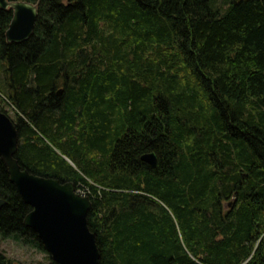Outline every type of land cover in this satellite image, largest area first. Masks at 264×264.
Segmentation results:
<instances>
[{
	"label": "trees",
	"instance_id": "obj_1",
	"mask_svg": "<svg viewBox=\"0 0 264 264\" xmlns=\"http://www.w3.org/2000/svg\"><path fill=\"white\" fill-rule=\"evenodd\" d=\"M8 1L38 6L21 44L0 9L17 159L83 185L100 264H264V0ZM0 198V237L46 254L1 157Z\"/></svg>",
	"mask_w": 264,
	"mask_h": 264
},
{
	"label": "water",
	"instance_id": "obj_2",
	"mask_svg": "<svg viewBox=\"0 0 264 264\" xmlns=\"http://www.w3.org/2000/svg\"><path fill=\"white\" fill-rule=\"evenodd\" d=\"M0 9L13 13L5 34L7 43L21 44L33 36L38 18L37 5L0 0ZM62 91L59 90V96ZM19 140L15 122L0 110V157L7 166L11 183L32 209L24 220L25 226L37 234L55 264H100L97 238L88 224L92 208L90 198L79 194L72 182L61 183L23 169L17 159ZM142 161L153 168L157 166L155 153L144 155ZM5 205L7 201L0 198V210Z\"/></svg>",
	"mask_w": 264,
	"mask_h": 264
},
{
	"label": "rangeland",
	"instance_id": "obj_3",
	"mask_svg": "<svg viewBox=\"0 0 264 264\" xmlns=\"http://www.w3.org/2000/svg\"><path fill=\"white\" fill-rule=\"evenodd\" d=\"M4 78H6L4 72H0V81L4 80ZM0 108H3L13 121L15 120V112L12 106L8 105L6 101L2 102L1 98ZM231 203L232 201H229L225 204L226 210L232 206ZM0 253H4L12 264H52L47 253L45 254L30 246H24L13 238L5 239L0 237Z\"/></svg>",
	"mask_w": 264,
	"mask_h": 264
},
{
	"label": "built area",
	"instance_id": "obj_4",
	"mask_svg": "<svg viewBox=\"0 0 264 264\" xmlns=\"http://www.w3.org/2000/svg\"><path fill=\"white\" fill-rule=\"evenodd\" d=\"M79 194H81L82 196H87L88 192L84 191L83 188H81L80 190H78Z\"/></svg>",
	"mask_w": 264,
	"mask_h": 264
},
{
	"label": "flooded vegetation",
	"instance_id": "obj_5",
	"mask_svg": "<svg viewBox=\"0 0 264 264\" xmlns=\"http://www.w3.org/2000/svg\"><path fill=\"white\" fill-rule=\"evenodd\" d=\"M76 187H77V191H78V190H80L83 186H82L81 184H79V185H76Z\"/></svg>",
	"mask_w": 264,
	"mask_h": 264
}]
</instances>
